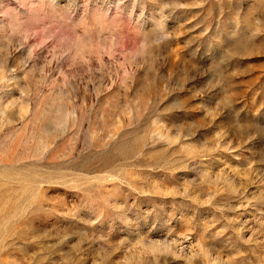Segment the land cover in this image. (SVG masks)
Segmentation results:
<instances>
[{
    "label": "rangeland",
    "instance_id": "1",
    "mask_svg": "<svg viewBox=\"0 0 264 264\" xmlns=\"http://www.w3.org/2000/svg\"><path fill=\"white\" fill-rule=\"evenodd\" d=\"M0 264H264V0H0Z\"/></svg>",
    "mask_w": 264,
    "mask_h": 264
}]
</instances>
